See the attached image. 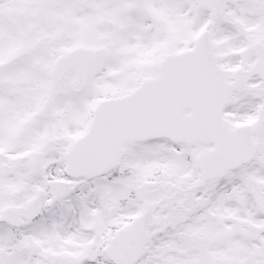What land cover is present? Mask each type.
Returning <instances> with one entry per match:
<instances>
[{"label": "snow or ice", "instance_id": "obj_1", "mask_svg": "<svg viewBox=\"0 0 264 264\" xmlns=\"http://www.w3.org/2000/svg\"><path fill=\"white\" fill-rule=\"evenodd\" d=\"M0 264H264V0H0Z\"/></svg>", "mask_w": 264, "mask_h": 264}]
</instances>
